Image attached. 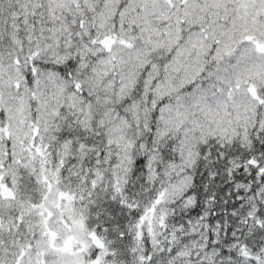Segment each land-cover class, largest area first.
Listing matches in <instances>:
<instances>
[{"label":"snow or ice","instance_id":"snow-or-ice-1","mask_svg":"<svg viewBox=\"0 0 264 264\" xmlns=\"http://www.w3.org/2000/svg\"><path fill=\"white\" fill-rule=\"evenodd\" d=\"M0 264H264V0H0Z\"/></svg>","mask_w":264,"mask_h":264}]
</instances>
